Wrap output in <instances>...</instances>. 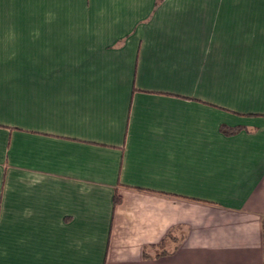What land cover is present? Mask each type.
I'll return each instance as SVG.
<instances>
[{
	"label": "crops",
	"instance_id": "0c3cea01",
	"mask_svg": "<svg viewBox=\"0 0 264 264\" xmlns=\"http://www.w3.org/2000/svg\"><path fill=\"white\" fill-rule=\"evenodd\" d=\"M0 264H264V0H0Z\"/></svg>",
	"mask_w": 264,
	"mask_h": 264
},
{
	"label": "trees",
	"instance_id": "16d2710c",
	"mask_svg": "<svg viewBox=\"0 0 264 264\" xmlns=\"http://www.w3.org/2000/svg\"><path fill=\"white\" fill-rule=\"evenodd\" d=\"M240 129V127H236V128H233V127H228V126H222L221 127V130L224 132V133H232L236 130ZM120 198L118 195H114L113 197V204H117L119 202Z\"/></svg>",
	"mask_w": 264,
	"mask_h": 264
}]
</instances>
